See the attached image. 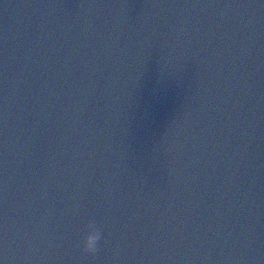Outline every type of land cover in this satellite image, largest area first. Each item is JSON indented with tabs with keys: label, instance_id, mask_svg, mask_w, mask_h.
I'll return each mask as SVG.
<instances>
[{
	"label": "clouds",
	"instance_id": "1",
	"mask_svg": "<svg viewBox=\"0 0 264 264\" xmlns=\"http://www.w3.org/2000/svg\"><path fill=\"white\" fill-rule=\"evenodd\" d=\"M102 239V232L97 224L89 219L84 224V233L80 241L83 251L94 253L98 242Z\"/></svg>",
	"mask_w": 264,
	"mask_h": 264
},
{
	"label": "snow or ice",
	"instance_id": "2",
	"mask_svg": "<svg viewBox=\"0 0 264 264\" xmlns=\"http://www.w3.org/2000/svg\"><path fill=\"white\" fill-rule=\"evenodd\" d=\"M0 264H3V261H0Z\"/></svg>",
	"mask_w": 264,
	"mask_h": 264
}]
</instances>
